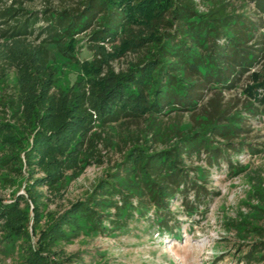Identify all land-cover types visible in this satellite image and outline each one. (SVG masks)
Returning <instances> with one entry per match:
<instances>
[{
	"label": "trees",
	"instance_id": "obj_1",
	"mask_svg": "<svg viewBox=\"0 0 264 264\" xmlns=\"http://www.w3.org/2000/svg\"><path fill=\"white\" fill-rule=\"evenodd\" d=\"M254 4L264 10V0H254ZM14 12L8 9L1 16L7 18ZM54 12L44 16L45 24L37 30L43 35L41 41L54 45L58 52L74 58L72 36L88 30L90 44L117 40L114 56L132 52L137 59L116 72L107 65L101 71L99 66L105 62L94 59L83 65L88 67L86 90L76 87L51 94L53 71L47 65L46 50L18 46L13 51L12 64L20 84L17 108L22 105L21 112L35 125L30 143L22 150L29 178L24 190L32 209L28 211L26 198L20 194L9 202L0 201V243L22 242L24 264L70 262L54 250L60 242L91 232L103 234L105 220L110 229L123 226L134 215L141 217L145 209L152 208L158 227H167L168 202L173 199L180 200L186 214L195 212L204 195L202 186L183 167L184 157L199 159L203 151L206 159H215L222 151L210 144L212 138L238 136L244 121L215 95L195 111L203 97L201 90L232 88L258 57L245 45L251 30L248 22L241 15L227 13L222 0L214 1L203 13L196 10L193 0H81L76 7ZM13 19L8 36L19 42V36L33 30L34 21L22 14ZM248 79L251 84L242 90L252 114L264 108V69L251 72ZM177 110L190 112V121L172 126L169 135L152 128L153 137L141 131L117 137L114 144L122 143L125 152L113 177L98 181L90 194L46 221L31 242L29 213L32 229L41 217V189L54 187L67 171L99 162L91 157L96 154L92 131L96 123L108 126L143 120L151 128L156 116ZM11 132L0 124L5 142H12L7 138L15 135ZM111 141L105 138L108 145ZM151 142L161 146L153 147ZM226 144L234 148V143ZM16 158L20 164L17 154ZM190 191L192 198L187 199ZM108 208L117 216L122 214V219L108 218L111 213L104 211ZM249 229L263 234L260 227ZM258 245L264 247V241L252 242L243 257L259 252Z\"/></svg>",
	"mask_w": 264,
	"mask_h": 264
},
{
	"label": "rangeland",
	"instance_id": "obj_2",
	"mask_svg": "<svg viewBox=\"0 0 264 264\" xmlns=\"http://www.w3.org/2000/svg\"><path fill=\"white\" fill-rule=\"evenodd\" d=\"M80 1L0 0V124L7 125L15 134L7 137L12 142H5V135L0 136V201L9 202L14 194L23 195L28 211L32 209V205L24 190L29 178L22 150L30 143L33 135L31 129L35 125L30 116L21 112L22 105L17 108L20 84L11 59L15 48L24 46L33 50H46L47 65L53 71V83L49 90L51 94L74 90L76 87L86 90L88 67L83 65L94 59L105 62L99 66L101 71L107 65L114 72L124 70L129 62L137 59L132 52L114 56L112 51L118 45L117 40L90 44L86 38L88 30L72 36L76 43L74 58L58 52L54 45L41 41L43 35L37 29L44 26V16L54 15V11L62 8L76 7ZM214 1L216 0H193L194 7L200 13L206 12ZM222 1L227 13L241 15L248 22L251 30L247 34L249 37L245 45L258 57L232 88L201 90L203 97L198 101L195 111L199 112L207 100L215 95L217 101L226 106L229 112H239L238 115L244 119L243 132L238 136L227 140L212 138L210 144L219 146L222 151L215 159H206V152L203 151L200 152L199 159L194 155L183 159V167L190 179L202 186V204L197 206L195 212H188V215L179 199L170 200L167 227L163 228L156 225L152 208L142 211L141 217L134 215L125 220L126 224L123 226H113L110 229L105 220L103 225L107 230L103 234H83L69 242H60L54 248L58 254L61 252L60 257L71 259L62 264H264V247L261 245L257 248L259 252H253L251 258L243 257L252 242L264 241V108L258 107L253 110L255 112L249 113L247 105L250 101L242 90L251 84L248 79L251 72L261 73L264 69V10H259L254 0ZM8 9L17 12L7 18L1 16ZM21 14L28 20L35 18L33 30L19 36V43L8 36L10 30L7 27L14 24L13 18ZM190 117V112L167 111L155 117L151 128L143 120L108 126L96 123L92 129L96 133V154L91 157L99 159V162L74 172L67 171L54 187L41 189V217L32 227L33 230L31 212L29 213L27 228L31 233V242L33 243L35 233L46 221L57 216L70 203L90 194L98 181L113 177L125 152L122 143L114 144L117 137L140 131L148 132L146 137H153L150 136L152 128L164 135L172 126L189 123ZM157 135L154 137H158ZM106 137H110L113 143L108 145ZM17 139L19 143H15ZM227 142L234 143L233 149L237 150L230 148ZM237 143L242 145L238 146ZM160 146L161 144L153 145ZM16 154L20 164L17 163ZM191 198L192 191L187 199ZM104 211L111 213L108 217L110 219H122V214L115 215L113 208ZM249 226L260 227L263 234L250 230ZM22 245L19 240L8 244L0 243V264H24Z\"/></svg>",
	"mask_w": 264,
	"mask_h": 264
}]
</instances>
